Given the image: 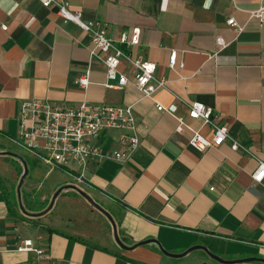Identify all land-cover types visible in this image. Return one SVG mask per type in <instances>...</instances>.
<instances>
[{
	"label": "crops",
	"instance_id": "crops-1",
	"mask_svg": "<svg viewBox=\"0 0 264 264\" xmlns=\"http://www.w3.org/2000/svg\"><path fill=\"white\" fill-rule=\"evenodd\" d=\"M63 1L83 21H98L110 37L140 28L141 43L133 53L154 62L155 77L166 79L167 86L151 98L131 84L106 88V67L89 58L90 38L78 25L63 23L42 0H0V152L23 158L16 143L18 112L30 100L131 105L140 140L125 163L91 161L83 185L61 169L54 170L68 181L36 184L39 170L30 156L24 194L39 195L48 205L61 187L81 189L109 213L126 246L153 239L170 253L201 245L225 260L264 258V186L250 176L257 160H264V0ZM172 51L182 69L168 68ZM87 68L90 84L82 90L77 79ZM118 70L130 77L125 63ZM189 102L211 108L215 123L252 155L231 150L228 141L205 151L189 147L191 133L174 132L177 118L212 137L202 120L187 117ZM155 103L169 113L157 111ZM119 133L106 136L103 153L117 148ZM10 154H0V264H36L33 253L17 249L23 240L44 249L43 264H222L200 250L182 258L164 256L156 244L122 250L106 217L73 190L62 191L42 217H26L14 205L21 163ZM54 170H46L44 178ZM10 205L25 218L11 216ZM77 209L88 219L72 214Z\"/></svg>",
	"mask_w": 264,
	"mask_h": 264
},
{
	"label": "built area",
	"instance_id": "built-area-1",
	"mask_svg": "<svg viewBox=\"0 0 264 264\" xmlns=\"http://www.w3.org/2000/svg\"><path fill=\"white\" fill-rule=\"evenodd\" d=\"M45 8L54 7L63 23L72 22L80 27L90 38L88 49L90 59H98L106 67L104 86L109 89H122L127 84L133 85L143 97L151 98L157 90L167 86V80L155 77L156 64L144 59L133 50L141 43V29L133 27L122 30L116 38L110 37L98 21H83L80 12L69 9L63 0H42ZM264 10V9H262ZM229 26H235L234 20H227ZM6 29V25H2ZM240 30V29H239ZM238 30V31H239ZM217 44L225 43L220 37ZM121 63L129 67V76L118 70ZM183 68L177 64V54L172 51L168 56V68ZM90 70L87 68L77 79V85L85 90L90 84ZM187 117L200 119L212 130L210 139L193 129L183 118H177L176 134L187 130L191 133L189 147L197 151L222 145L228 141L230 149L251 156L250 149L229 136L227 128L217 125L212 118V109L198 102L187 103ZM157 111L169 113L155 103ZM134 109L129 106H112L104 103L90 104L86 101L78 105L59 106L49 101L30 100L21 103L18 112V135L16 143L29 152L31 158L40 162L49 170L61 169L74 181L83 185L87 182L86 171L91 161L113 160L125 163L140 145L136 131ZM112 131H119L117 148L110 154L103 153V140ZM264 153V147H262ZM254 184L264 186V160H257L251 173ZM19 251L35 255L36 264H43L44 249L36 247L30 240H23Z\"/></svg>",
	"mask_w": 264,
	"mask_h": 264
},
{
	"label": "water",
	"instance_id": "water-1",
	"mask_svg": "<svg viewBox=\"0 0 264 264\" xmlns=\"http://www.w3.org/2000/svg\"><path fill=\"white\" fill-rule=\"evenodd\" d=\"M1 155H5V154H10V153H5V152H0ZM13 157L17 158L21 165H22V173L19 177V181L17 183V187H16V191H17V201H18V207L21 211V213L23 215H25L26 217H30V218H39L42 217L43 215H45L46 213H48L51 208L54 205V202L56 200V198L58 197V195L64 191V190H73L76 193H78L83 199H85V201H87L95 210H97L98 212H100L103 216L106 217V219L109 221L111 228H112V234H113V239L115 241V243L117 244V246L122 249V250H132L138 246H143V245H147V244H156L159 251L166 257L169 258H182L185 255L196 251V250H200L202 252H204L210 259L218 262V263H222V264H237V263H244V262H259L264 264V258H255V257H249V258H242V259H234V260H225L217 255H214L213 253H211L206 247L201 246V245H193L189 248H187L185 251H183L182 253H170L168 251H166L157 241L153 240V239H148V240H144L141 242H138L132 246H126L124 245L120 238L118 237V233H117V228H116V224L114 222V220L112 219V217L109 215V213L103 209L98 203H96L87 193H85L84 191H82L81 189L72 186V185H66L64 187H61L59 189H57L53 195L50 198V201L48 203V205L46 206V208L40 212H28L24 209L23 205H22V201H21V188L22 185L24 183L25 178L27 177V175L29 174V169L27 167L26 162L24 161L23 158H21L18 155L15 154H10Z\"/></svg>",
	"mask_w": 264,
	"mask_h": 264
},
{
	"label": "rangeland",
	"instance_id": "rangeland-1",
	"mask_svg": "<svg viewBox=\"0 0 264 264\" xmlns=\"http://www.w3.org/2000/svg\"><path fill=\"white\" fill-rule=\"evenodd\" d=\"M17 151L23 157V159L26 162V164L28 163L27 167H28V169L30 168V171H29V174H28V176H29L30 173H31L32 167H33L29 152L25 151L21 147ZM36 164H37L36 166H37V168L39 170V173H38L39 177L36 179V180H38L37 182H35L36 184L41 182V185H43V187H46V186H49L50 184H55L56 182L64 181V180L68 181L70 179L62 171H57V170L56 171L55 170L52 171L51 174H49L47 177L44 178L45 172H46V170H49V168L44 166L40 162H37ZM19 166H21V168H22L21 164ZM35 201H37V203H39L38 196H36ZM16 205L18 206L17 197H16ZM35 206L38 207L39 205L38 206L35 205ZM69 211L70 210H68L67 212L63 213L62 216H64L65 214L69 213ZM72 214H76L77 216L82 217V218H87L88 217V215L83 210H80V209H77V210L73 211ZM52 215L54 216L55 213H53ZM53 216H48L47 220H49V218L52 219Z\"/></svg>",
	"mask_w": 264,
	"mask_h": 264
},
{
	"label": "trees",
	"instance_id": "trees-1",
	"mask_svg": "<svg viewBox=\"0 0 264 264\" xmlns=\"http://www.w3.org/2000/svg\"><path fill=\"white\" fill-rule=\"evenodd\" d=\"M37 162V161H36ZM28 164V163H27ZM29 171H30V168H29ZM17 173H18V175L20 176L21 175V173H22V168H21V166H19V168H18V171H17ZM36 196H38V199H39V195H28V194H24V192H23V190H21V197H22V199H23V204H24V209L26 210V211H28V212H40V211H42V210H44L45 208H46V206H47V203H42L40 200H39V203H37V201H35V199H36ZM14 205H16V201H15V204ZM35 205H39L38 207H36ZM9 208H11V212H10V214H11V216H14V217H16L17 215H18V217H20V218H25V217H23L22 215H20V213L19 214H17L16 212L18 211V209H17V211H15L14 209H13V205H10V207ZM15 208V207H14ZM48 230H50V231H52V232H54L55 230H53V229H48Z\"/></svg>",
	"mask_w": 264,
	"mask_h": 264
}]
</instances>
